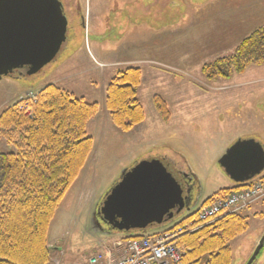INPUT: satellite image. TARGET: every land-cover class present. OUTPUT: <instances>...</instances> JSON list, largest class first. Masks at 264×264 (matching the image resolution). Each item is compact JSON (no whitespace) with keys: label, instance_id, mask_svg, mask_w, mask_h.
I'll return each mask as SVG.
<instances>
[{"label":"rangeland","instance_id":"rangeland-1","mask_svg":"<svg viewBox=\"0 0 264 264\" xmlns=\"http://www.w3.org/2000/svg\"><path fill=\"white\" fill-rule=\"evenodd\" d=\"M79 2L86 26L78 14ZM126 2L121 10L110 9L112 0H64L67 40L55 59L36 74L16 69L0 78V114L27 92L51 83L99 104L87 129L95 138L91 155L96 151L100 162L97 166L89 158L88 165L94 166L81 170L51 222V262L57 258L64 264H89L96 253L115 251L123 232L104 221L101 207L126 168L150 158H168L174 171L196 186L192 203L172 219L131 230L148 235L165 230L167 223L209 202L206 198L236 185L219 163L236 141L253 138L264 147V65L212 79L203 70L231 55L264 23V0ZM106 7L111 10L109 19L103 20L107 24L97 28ZM99 34L103 39L96 38ZM129 60L142 71L138 96L145 120L138 128L123 131L106 107V87L126 67L118 62ZM155 95L167 102L169 119L160 115ZM0 148L9 149L4 137ZM241 213L249 216V228L229 242L233 264H246L264 233V199ZM255 264H264V254Z\"/></svg>","mask_w":264,"mask_h":264},{"label":"trees","instance_id":"trees-1","mask_svg":"<svg viewBox=\"0 0 264 264\" xmlns=\"http://www.w3.org/2000/svg\"><path fill=\"white\" fill-rule=\"evenodd\" d=\"M252 65H264V23L231 55L204 65L203 70L212 79L243 73ZM141 82V69L130 65L117 71L106 87V107L123 131L145 120L138 96ZM154 99L160 115L169 119L167 102L159 95ZM98 112L97 102L51 83L40 89L36 102L20 99L0 114V137L9 144L7 150L0 148V264L51 262L50 225L93 149L87 124ZM195 218L193 212L179 223ZM247 228L249 216L231 213L184 234L182 264H233L229 242ZM263 254L264 249L258 258Z\"/></svg>","mask_w":264,"mask_h":264},{"label":"water","instance_id":"water-1","mask_svg":"<svg viewBox=\"0 0 264 264\" xmlns=\"http://www.w3.org/2000/svg\"><path fill=\"white\" fill-rule=\"evenodd\" d=\"M68 19L61 0H0V78L16 69L38 73L55 59L67 39ZM226 174L245 183L264 171V147L239 139L220 158ZM183 182L172 164L160 158L125 169L101 207L105 222L121 231L162 224L180 212ZM264 247V233L246 264Z\"/></svg>","mask_w":264,"mask_h":264},{"label":"built area","instance_id":"built-area-1","mask_svg":"<svg viewBox=\"0 0 264 264\" xmlns=\"http://www.w3.org/2000/svg\"><path fill=\"white\" fill-rule=\"evenodd\" d=\"M26 99L36 102L37 94L30 92ZM263 199L264 180L251 181L238 190L202 205L196 219L152 235L127 238L114 247L119 255L106 249L93 255L89 259V264H182L185 248L181 245L180 239L184 234L196 231L203 225L213 223L228 214L243 211ZM51 264L63 263L56 258Z\"/></svg>","mask_w":264,"mask_h":264},{"label":"flooded vegetation","instance_id":"flooded-vegetation-1","mask_svg":"<svg viewBox=\"0 0 264 264\" xmlns=\"http://www.w3.org/2000/svg\"><path fill=\"white\" fill-rule=\"evenodd\" d=\"M129 1V3H132L133 2V0H128ZM61 2L63 3L64 2V0H61ZM124 2V3H123ZM136 2V1H135ZM81 2H79V12H78V14L80 15V19H81V23L82 24H84V26H86V21H85V16H84V13H83V10H82V5L80 4ZM125 3H127L126 2V0H112V4H113V6L110 8V9H112V8H116V7H120L121 8V10L124 8V6L125 5H127V4H125ZM65 4L63 3V11H64V14H65V16L67 17V14L65 13ZM110 9H108L107 7H106V12H102V14H103V16L101 17V19L100 20H98V23H99V25L97 26V28H104L105 26H106V24L107 23H104V21L103 20H106V19H109L108 18V13L111 11ZM117 13H115L114 15H116ZM131 14V16H134V15H132V13H130ZM117 16V15H116ZM67 19H68V17H67ZM100 25H101V27H100ZM68 26H69V19H68ZM68 30V29H67ZM98 40H101V39H103V36H101V34H99V36H97L96 37ZM182 178V177H181ZM182 182H183V194H182V196H183V205L184 206H189L191 203H192V201L194 200V198H193V196H194V191H192V189L193 188H195L196 186H193V185H190V184H187L186 183V181H185V179L184 178H182ZM197 182L198 181H195V183L197 184ZM192 192V194L190 195V193ZM102 215V214H101ZM263 249H264V247H263ZM262 249V250H263ZM261 250V251H262ZM258 257H259V255H258ZM257 257V259L253 262V264H255V262H257L258 261V259H260V258H258Z\"/></svg>","mask_w":264,"mask_h":264},{"label":"crops","instance_id":"crops-1","mask_svg":"<svg viewBox=\"0 0 264 264\" xmlns=\"http://www.w3.org/2000/svg\"><path fill=\"white\" fill-rule=\"evenodd\" d=\"M116 8H118V7H116ZM135 63H137V62H135V61H131V60H129V61H124V63L123 62H121V61H119L118 62V64L120 65V67L121 66H127V65H133V64H135ZM120 67H118L117 68V70L120 68ZM258 122L259 123H261L259 120H258ZM91 124V123H90ZM142 124V123H141ZM139 126V125H138ZM135 128H138V127H135ZM133 130V129H132ZM93 139H94V146H93V149H92V151H91V153H90V155L88 156V159H87V161H86V163H85V165L83 166V168H85V166H87L88 165V163H89V158H94L93 159V161L94 162H96V164H97V166H98V164H99V162H100V159H99V157L97 158V155H96V151L94 152V154L93 155H91L92 154V152H93V150L95 149V138L93 137ZM91 156V157H90ZM95 156V157H94ZM151 157V156H150ZM95 158H97L98 159V161H97V159H95ZM160 158H162V159H167L168 160V158H164V157H160ZM90 159V160H91ZM98 162V163H97ZM94 166V164H89L88 165V167L87 168H92ZM83 168L81 169V170H83ZM127 169V168H126ZM91 170V169H90ZM81 172V171H80ZM80 174V173H79ZM190 214V212L188 213V214H186V215H189ZM184 217H186V216H184ZM179 220H181V219H179ZM179 220H177V221H179ZM177 221H173V222H169V223H167L165 226H164V228L165 229H167V228H169L170 226H172L174 223H176ZM50 230V229H49ZM154 232H151L150 234H153ZM141 234H145V233H142V232H126V231H124L123 232V235L120 237V240H122V239H125V238H127V237H132V236H136V235H141ZM119 237V236H118ZM49 238V237H48ZM49 242V241H48ZM49 244L51 245V243L49 242ZM115 254L116 255H119V252H118V250H115ZM118 257V256H117ZM115 262H116V260H115ZM102 264H106V263H102ZM115 264V263H114Z\"/></svg>","mask_w":264,"mask_h":264}]
</instances>
